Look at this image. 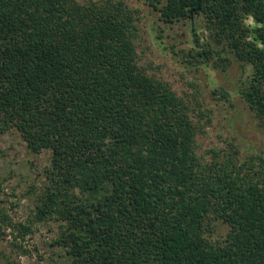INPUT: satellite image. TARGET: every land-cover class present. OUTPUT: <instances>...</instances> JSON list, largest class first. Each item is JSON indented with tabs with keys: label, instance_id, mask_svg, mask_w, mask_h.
I'll list each match as a JSON object with an SVG mask.
<instances>
[{
	"label": "trees",
	"instance_id": "obj_1",
	"mask_svg": "<svg viewBox=\"0 0 264 264\" xmlns=\"http://www.w3.org/2000/svg\"><path fill=\"white\" fill-rule=\"evenodd\" d=\"M149 3L164 23L193 25L191 67L240 65L264 129V0ZM137 12L124 0H0V132L51 152L35 221L58 224L57 264H264L263 155L200 154L212 111L141 64ZM7 230L18 242L30 227L0 207Z\"/></svg>",
	"mask_w": 264,
	"mask_h": 264
},
{
	"label": "rangeland",
	"instance_id": "obj_2",
	"mask_svg": "<svg viewBox=\"0 0 264 264\" xmlns=\"http://www.w3.org/2000/svg\"><path fill=\"white\" fill-rule=\"evenodd\" d=\"M89 2L92 0H78ZM103 1V0H93ZM138 11L142 40L139 43L141 64L149 74L170 83L180 95L198 100L203 109L211 110L203 121L204 131L198 136L200 154L208 159L216 150L222 156L239 153L240 159L252 155L264 157V129L241 96L246 80L240 65L226 71L211 66L191 67L185 52L195 48L190 22L164 23L150 0H124ZM156 3V0H154ZM204 21L198 17L195 28L203 34ZM182 58V60H181ZM224 88L232 105L221 102L214 90ZM50 151L32 153L20 133L0 132V207L15 223L30 227L26 239L14 241L11 230L0 237V264H57L64 261V250L54 247L59 234L57 223L36 222V197L43 188V172L49 165Z\"/></svg>",
	"mask_w": 264,
	"mask_h": 264
}]
</instances>
